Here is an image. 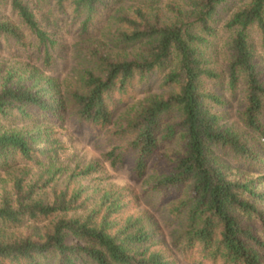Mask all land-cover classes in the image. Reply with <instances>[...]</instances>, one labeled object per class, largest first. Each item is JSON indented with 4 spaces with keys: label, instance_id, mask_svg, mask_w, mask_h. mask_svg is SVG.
Listing matches in <instances>:
<instances>
[{
    "label": "trees",
    "instance_id": "obj_1",
    "mask_svg": "<svg viewBox=\"0 0 264 264\" xmlns=\"http://www.w3.org/2000/svg\"><path fill=\"white\" fill-rule=\"evenodd\" d=\"M223 1L0 0V44L34 45L46 63L50 17L79 21L64 85L0 65V264H175L129 191L101 184L97 161L58 160L40 116L102 129L104 158H131L172 245L199 264H264V0L218 25ZM151 73L160 90L135 98Z\"/></svg>",
    "mask_w": 264,
    "mask_h": 264
},
{
    "label": "rangeland",
    "instance_id": "obj_2",
    "mask_svg": "<svg viewBox=\"0 0 264 264\" xmlns=\"http://www.w3.org/2000/svg\"><path fill=\"white\" fill-rule=\"evenodd\" d=\"M247 1L224 0L221 2L215 13L217 24L221 25L237 6ZM70 8L68 5L65 11L69 12ZM50 19L53 21L47 28L56 40V44L50 50L49 63L44 62L42 49L38 50L34 45L32 47L30 45L15 47L11 51L5 44L1 43L0 65L3 64L1 65L3 68L12 66L18 69L28 65L34 67L45 76L61 80L62 85L68 82L73 74L72 69L75 63L73 45L79 21L72 23L63 17L55 23L54 16H51ZM220 43L221 39L218 41V47H221ZM216 59L220 62V54H216ZM158 77L157 73H151L147 80L135 82V98L142 96L147 90L152 92L159 91L160 80ZM231 102L230 108L224 111L227 115L224 119L227 122L236 121V103L235 100ZM37 122L42 127L49 126V139L52 141L51 143L54 147L59 146L58 160L69 164L77 161L81 163L97 161L99 163V171L95 175L103 177L100 180L102 185L114 184L124 186L129 191L130 195L135 199L136 208L145 209L148 212V221L154 226L152 241L156 244V247L163 249L168 256L174 259L175 264H199L200 257L197 252L183 251L172 245L170 236L172 225L168 223L167 212L155 198H150L144 194L143 191L147 183H145V178H137L133 174L131 158L126 156L123 162L116 166H111L109 161L104 158V153L109 149L110 144L106 133L102 129L91 123H79L71 120L53 124L41 116L37 117ZM17 124L21 125L25 124V122H18ZM26 167L28 168L29 175L38 172V167L34 164L26 165ZM45 221L39 225L41 226Z\"/></svg>",
    "mask_w": 264,
    "mask_h": 264
}]
</instances>
